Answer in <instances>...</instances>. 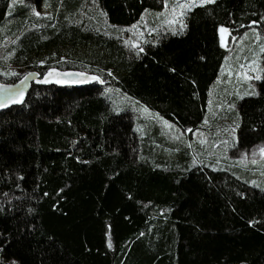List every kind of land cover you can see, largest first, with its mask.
<instances>
[{
    "label": "trees",
    "instance_id": "obj_1",
    "mask_svg": "<svg viewBox=\"0 0 264 264\" xmlns=\"http://www.w3.org/2000/svg\"><path fill=\"white\" fill-rule=\"evenodd\" d=\"M165 5L0 0L8 64L36 75L21 99L8 78L0 101V264H264V191L183 140L208 120L227 54L219 30L264 33V0L198 4L185 27L127 44L122 30ZM261 62L256 91L229 115L242 150L264 146V52ZM51 68L99 79L40 82ZM122 96L183 139L168 141Z\"/></svg>",
    "mask_w": 264,
    "mask_h": 264
},
{
    "label": "rangeland",
    "instance_id": "obj_2",
    "mask_svg": "<svg viewBox=\"0 0 264 264\" xmlns=\"http://www.w3.org/2000/svg\"><path fill=\"white\" fill-rule=\"evenodd\" d=\"M202 3H204L203 0H170V5H165L158 13L151 16L146 14L137 23L123 29L122 34L126 43L133 47L138 46L144 32L164 25L181 24L185 12L193 6L181 8L179 5L194 4L195 6ZM220 30V44L227 51V54L220 75L210 89L209 115L204 129L192 132L183 139L181 133L166 119L158 117L145 107L124 96L122 99L137 113L138 117L154 119L163 128L162 132L165 131L164 135L168 141L170 139L176 141L177 138L186 140L190 148L199 153V157L204 161L211 162L217 167L235 166L239 170L235 173L237 176L246 178L254 187L264 191V153L260 151V148L264 146L240 149L236 145L235 120L229 117V115L233 116L234 113L233 102L254 93L256 83L262 78L263 65L261 60L264 52V33L254 25L249 26L239 35H234L228 30L222 33ZM11 42L12 39L10 38L0 39V93L3 94H5V88L11 87L12 81L6 82L8 78L18 76L19 83L24 80L25 76L30 77V79L36 78L34 74L29 75L30 69L13 67L8 64L11 52L7 48ZM49 71H52L53 75L47 79L57 81H83L87 78L96 77L93 74L91 76L88 74L76 75L83 73L51 68L45 72L44 79ZM11 73H16V75ZM257 76L260 79H255ZM8 94L11 99H21L23 96L22 86ZM212 122L215 124L212 125Z\"/></svg>",
    "mask_w": 264,
    "mask_h": 264
},
{
    "label": "snow or ice",
    "instance_id": "obj_3",
    "mask_svg": "<svg viewBox=\"0 0 264 264\" xmlns=\"http://www.w3.org/2000/svg\"><path fill=\"white\" fill-rule=\"evenodd\" d=\"M203 2L204 3H214L215 2V0H203ZM191 6H194V4L193 5H179V7H181V8H190ZM36 15H40V13H36ZM181 15H183V13H181ZM135 27V26H134ZM183 27H185V25H183V24H181V28H183ZM222 33L223 32H226L227 30L226 29H224V28H221V30H220ZM143 49H141V51H142ZM241 67H243V66H241ZM12 75H16V73H11ZM29 75H32V74H29ZM53 75V72L52 71H49L47 74H46V78L43 80V81H40V82H42V83H47V82H49V80L47 79V77H51ZM69 75H71V74H69ZM76 75H83V74H76ZM28 79V77L27 76H25L24 77V80H27ZM92 79H96V80H98L99 78L98 77H92ZM255 79H260V77L259 76H257V77H255ZM24 80H21V84H23L24 83ZM101 83H103V81H100ZM16 102H21V101H16ZM3 106H5L3 103H0V107H3ZM145 111H147L146 109H145ZM260 151L262 152V153H264V147H261L260 148ZM110 246V245H109Z\"/></svg>",
    "mask_w": 264,
    "mask_h": 264
},
{
    "label": "flooded vegetation",
    "instance_id": "obj_4",
    "mask_svg": "<svg viewBox=\"0 0 264 264\" xmlns=\"http://www.w3.org/2000/svg\"><path fill=\"white\" fill-rule=\"evenodd\" d=\"M31 79L28 77V79L27 80H24V83L23 84H20L21 86H25V85H27L28 83H29V81H30ZM3 96V93H0V97H2Z\"/></svg>",
    "mask_w": 264,
    "mask_h": 264
},
{
    "label": "water",
    "instance_id": "obj_5",
    "mask_svg": "<svg viewBox=\"0 0 264 264\" xmlns=\"http://www.w3.org/2000/svg\"><path fill=\"white\" fill-rule=\"evenodd\" d=\"M28 77V76H27ZM30 78V77H29ZM21 84V83H20ZM26 86V85H25ZM6 91V90H5ZM5 100H3L2 102H4Z\"/></svg>",
    "mask_w": 264,
    "mask_h": 264
}]
</instances>
